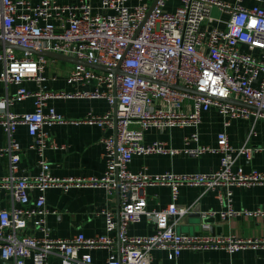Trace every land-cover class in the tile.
I'll list each match as a JSON object with an SVG mask.
<instances>
[{
  "label": "built area",
  "instance_id": "1",
  "mask_svg": "<svg viewBox=\"0 0 264 264\" xmlns=\"http://www.w3.org/2000/svg\"><path fill=\"white\" fill-rule=\"evenodd\" d=\"M0 0V40L27 48L51 51L101 65L118 72L93 69L82 64L65 66L49 75L54 80L63 74L71 90L53 89L43 82L47 67L56 60L28 50L0 47L3 69L0 81L15 85L12 93L0 97L7 107L32 98V111H0V129L8 135L0 146V156L7 155L9 172L0 176V188L10 190L13 203L0 206V258L5 264H95L89 252L82 249L105 248L108 257L103 264H151L154 249L171 250L177 257L184 249L200 251L223 249L229 253L264 246V238L242 239L208 233H188L175 229L178 221L197 211L201 218H264V207L235 208L233 187L264 184V171L243 170L237 158H250L254 147L248 144L256 135L255 122L264 120V7L261 0L251 7L244 0H180L173 10L169 0H154L152 5L137 0ZM152 6V7H151ZM151 7V9H150ZM216 8L219 15L211 16ZM225 15V17H222ZM222 23V27L212 22ZM248 46L250 51H244ZM255 50V52H253ZM48 78V77H47ZM33 81L36 90L23 84ZM178 83L196 92L172 85ZM105 99L109 108L103 113L88 111L80 118L68 119L48 107L49 99ZM232 98L253 105L252 109L225 99ZM214 108L224 126L232 119L254 120L243 144L233 146L225 130L218 133L215 146L197 145L196 132L185 137L180 149L165 141H144V133L155 127L196 126L201 113ZM86 123L103 131L105 169L99 176L56 177L44 152L55 148L49 142L44 125ZM19 125H24L32 141L28 148L38 154L36 174H21V144L14 138ZM184 152L220 154L217 169L209 172L150 173L132 171L128 165L135 155ZM164 185L170 189L171 201L160 209L147 207L144 190ZM182 185L200 186L204 191H217L220 209L194 210V205L177 204ZM101 187L109 193L116 189L119 209L102 211L105 233L86 237L79 232L71 237L48 234L46 206L48 189L63 192L71 188ZM37 192L34 198L31 193ZM152 221L150 234L132 235L128 225L142 218ZM170 217L173 221L170 222ZM34 227L41 237L27 233ZM116 231V236L110 233Z\"/></svg>",
  "mask_w": 264,
  "mask_h": 264
},
{
  "label": "crops",
  "instance_id": "2",
  "mask_svg": "<svg viewBox=\"0 0 264 264\" xmlns=\"http://www.w3.org/2000/svg\"><path fill=\"white\" fill-rule=\"evenodd\" d=\"M37 2L39 0H32ZM67 1V0H66ZM69 1V0H68ZM97 4L98 0H93ZM233 2L234 0H225ZM143 2L152 5L154 0ZM130 5L137 4V0H129ZM180 0H169L167 9L173 10L178 6ZM255 0H244L247 7L255 5ZM264 7V0L259 2ZM218 15L219 11L216 8ZM222 17H225L223 15ZM213 25L222 27V23L216 21ZM244 51H250L248 46H243ZM255 52V50H253ZM60 62L56 60L54 67H47L43 82L47 87L53 89L71 90L73 86L65 82L63 74L51 80L50 73L56 69L61 72ZM3 63L0 61V72ZM48 77V78H47ZM30 90H36L37 85L33 81H26L23 84ZM15 85H6L0 81V97L7 92L12 93ZM48 107H53L57 112L68 119H77L88 111L103 113L109 105L105 99H49ZM34 108L33 99L28 98L6 106L0 103V111L9 109L22 113L32 111ZM254 118L232 119L229 125L224 126L223 119L218 111L210 108L201 113L200 122L196 126L169 127L163 130L155 127L149 128L144 133V141L149 143L153 140L165 141L169 146L182 148L184 139L192 132L198 135V141L192 142V146L208 145L215 146L217 135L225 130L229 142L233 146L243 144L249 134V129ZM43 129L48 132L49 142L55 143V148H47L44 152L45 159L50 164L51 172L56 177H77V176H99L105 169L103 157V146L100 137L103 131L97 125L86 123H55L44 125ZM256 135L250 138L248 144L254 147L250 158L240 155L237 158L236 166L245 171L257 169L264 171V120L257 119L255 122ZM14 138L21 144L20 173L34 175L38 172V154L35 149L28 148L32 138L28 135L24 125H19L14 133ZM8 135L0 129V146L6 145ZM220 154L204 152L201 154H188L184 152L174 154L152 153L147 155H135L128 167L130 170L146 171L150 173L175 172H209L217 169ZM9 172V160L7 155L0 156V176ZM147 207L160 209L170 201V189L168 186H148L144 190ZM37 195L36 191L31 193V198ZM217 191H204L200 186L182 185L179 188L177 204L194 205V210L220 209V203L216 197ZM233 205L235 208L253 209L264 207V184L252 187H233ZM13 196L8 189L0 188V206L10 207ZM46 206L50 210L46 217L48 234L51 237L68 238L79 232L86 237L105 233V219L102 211L110 210L116 213L119 209V196L116 189L110 193L101 187L71 188L63 192L57 188L48 189L46 193ZM173 217H170V222ZM175 229L188 233H208L216 236H233L242 239L264 238V218L233 217L222 220L219 217L201 218L197 211L190 212L182 217L175 225ZM154 231L152 221L142 218L140 221L130 223L128 232L132 235L150 234ZM27 233L41 237L43 232L34 227L27 229ZM116 236L117 232L110 233ZM81 252H89L95 264H103L108 257L105 248L82 249ZM171 250L154 249L151 252V264H264V246L256 248L247 247L238 249L231 253L223 249H204L194 251L184 249L179 256H170ZM49 261L52 264H59L57 257L51 255ZM0 264H5L0 258ZM25 264H32L27 260Z\"/></svg>",
  "mask_w": 264,
  "mask_h": 264
},
{
  "label": "water",
  "instance_id": "3",
  "mask_svg": "<svg viewBox=\"0 0 264 264\" xmlns=\"http://www.w3.org/2000/svg\"><path fill=\"white\" fill-rule=\"evenodd\" d=\"M151 7H150V9H151ZM1 46L2 47L13 48V49H16V50H28V51L32 52L33 54H36V55L37 54L44 55L46 57H49V58H52V59H55V60H58V61L59 60L60 61H65V62H68V63H71V64H82V65L88 66V67L93 68V69H100V70H104V71L118 72V68L110 69V68H107V67H104V66H101V65L92 64V63H88L86 61L79 60V59H77L75 57H70V56H67V55H63V54L56 53V52H51V51H44V50H39V49H34V48H27V47H23V46H20V45H16V44L8 42V41H1L0 40V47ZM172 86L176 87V88H179V89H182V90H186V91H190V92H194V93L196 92L194 89L186 88V87H184L182 85H179L178 83H176V84H174ZM225 100L229 101V102H232V103H235V104H238V105L249 107V108H252V109L256 108L253 105L246 104V103H244L242 101H239V100H236V99L227 98Z\"/></svg>",
  "mask_w": 264,
  "mask_h": 264
},
{
  "label": "rangeland",
  "instance_id": "4",
  "mask_svg": "<svg viewBox=\"0 0 264 264\" xmlns=\"http://www.w3.org/2000/svg\"><path fill=\"white\" fill-rule=\"evenodd\" d=\"M211 16H213V17L218 16V13H217V11L215 9L212 11ZM59 62H60V64L65 65V66H71L72 65L71 63H68V62H65V61H60L59 60Z\"/></svg>",
  "mask_w": 264,
  "mask_h": 264
}]
</instances>
